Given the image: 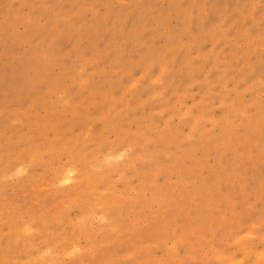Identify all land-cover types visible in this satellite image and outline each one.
Masks as SVG:
<instances>
[{
    "label": "rangeland",
    "instance_id": "1",
    "mask_svg": "<svg viewBox=\"0 0 264 264\" xmlns=\"http://www.w3.org/2000/svg\"><path fill=\"white\" fill-rule=\"evenodd\" d=\"M0 264H264V0H0Z\"/></svg>",
    "mask_w": 264,
    "mask_h": 264
}]
</instances>
